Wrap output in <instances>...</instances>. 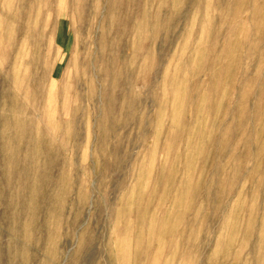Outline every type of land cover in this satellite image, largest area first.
I'll return each mask as SVG.
<instances>
[{
  "label": "rangeland",
  "instance_id": "1",
  "mask_svg": "<svg viewBox=\"0 0 264 264\" xmlns=\"http://www.w3.org/2000/svg\"><path fill=\"white\" fill-rule=\"evenodd\" d=\"M90 1L113 25L56 0L38 92L0 88V264H264V0Z\"/></svg>",
  "mask_w": 264,
  "mask_h": 264
},
{
  "label": "bare ground",
  "instance_id": "2",
  "mask_svg": "<svg viewBox=\"0 0 264 264\" xmlns=\"http://www.w3.org/2000/svg\"><path fill=\"white\" fill-rule=\"evenodd\" d=\"M71 1L75 12H77L78 20L82 19V16L84 14L85 16H87V14L92 13L89 8L90 6L93 7L91 5L90 0H71ZM53 4H56V0H1L0 1V31H1V39L4 45L0 48V70H1L0 88L3 90V99L4 98L7 99L8 104L11 106V108L8 107L9 114L12 112L13 109L14 110L17 109L20 103H23L22 101L20 102L19 100L20 98L19 92L21 90L19 81L26 79L29 80V78L31 81L34 80V84H35L34 86L36 91L38 92V84L34 79L35 78L34 75L31 74L32 77L29 76L30 74L29 71L30 69L34 68L35 66L34 59L36 58V56L39 55V49L38 47L36 49L35 44H37V41L38 44H40L41 34L39 33V30L37 28L39 27L40 24L44 23L43 20L45 18L42 19V17H44L46 13L45 11L50 9V7ZM64 5L66 4L62 0V2H60L58 6L57 12L63 10ZM93 9H95L93 12L94 19L98 18L97 21L102 23V25H104L105 27L104 29L107 30L109 27L108 25L110 26L113 25L115 20L113 16L117 10L115 2H110V1L105 2L104 5H102L101 7L99 6L98 3L93 7ZM99 9H101L100 17L98 16ZM144 25L146 27V24ZM78 51L79 48L76 46L75 54L73 53L74 55L70 58L68 68L62 74L60 80H56L54 78V73L52 74V82L50 81L52 86L59 88L58 91H61L63 94L67 93L68 86L70 85V82H72L73 80L74 83L71 84V87L73 88L75 87V85L79 86L82 84L83 78L80 77L81 74L79 75V70H81L80 67L83 68L85 67L87 70L89 69V67L92 66V63L87 61V57H82V58L78 57L77 55ZM105 58L106 56L103 57L101 56L99 57V59L95 58L94 60H92V62L94 64H97V62L98 63L103 62L104 66H109V64L112 65L111 63L112 61H109L110 60L109 58L108 59ZM10 60L11 62L9 66L11 68V77L8 75L6 70L8 68V67L6 68V65L8 64L7 61ZM21 67H24L26 69V73L21 74L18 72V68ZM111 73L114 74L113 72H110L109 67H107L105 72H102L100 77L103 79L111 78L112 76ZM92 75L95 76L94 73H92ZM12 87H14L15 89L14 91L10 89ZM31 90L32 88L29 85L28 88L25 90L26 96L30 94ZM23 108L24 107H22L21 109ZM13 116L15 117V119H13L14 120L13 122L20 124V125L17 124L15 125V128L17 129L19 127H25L26 123L29 122L27 120H23L24 119L22 118L23 116L21 117L22 119L16 117L17 114L16 113L14 114V112H13ZM30 136H32V133H30Z\"/></svg>",
  "mask_w": 264,
  "mask_h": 264
}]
</instances>
